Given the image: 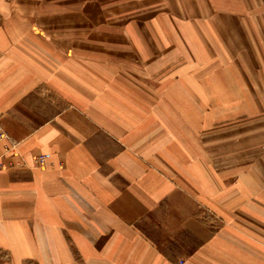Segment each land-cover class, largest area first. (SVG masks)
I'll return each mask as SVG.
<instances>
[{
	"label": "crops",
	"instance_id": "1",
	"mask_svg": "<svg viewBox=\"0 0 264 264\" xmlns=\"http://www.w3.org/2000/svg\"><path fill=\"white\" fill-rule=\"evenodd\" d=\"M0 120L6 264H264V0H0Z\"/></svg>",
	"mask_w": 264,
	"mask_h": 264
},
{
	"label": "built area",
	"instance_id": "2",
	"mask_svg": "<svg viewBox=\"0 0 264 264\" xmlns=\"http://www.w3.org/2000/svg\"><path fill=\"white\" fill-rule=\"evenodd\" d=\"M17 144L10 139L7 132L4 130L0 120V170L10 169L23 165L20 159H15L18 155ZM45 155H38L35 158V163L42 166L45 162Z\"/></svg>",
	"mask_w": 264,
	"mask_h": 264
},
{
	"label": "rangeland",
	"instance_id": "3",
	"mask_svg": "<svg viewBox=\"0 0 264 264\" xmlns=\"http://www.w3.org/2000/svg\"><path fill=\"white\" fill-rule=\"evenodd\" d=\"M7 262H9L7 256L0 253V264H6Z\"/></svg>",
	"mask_w": 264,
	"mask_h": 264
}]
</instances>
